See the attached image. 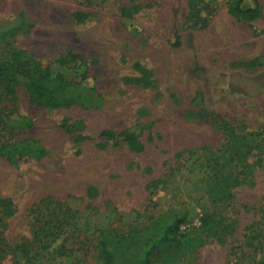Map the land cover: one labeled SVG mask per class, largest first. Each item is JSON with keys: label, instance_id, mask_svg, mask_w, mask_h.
<instances>
[{"label": "rangeland", "instance_id": "1", "mask_svg": "<svg viewBox=\"0 0 264 264\" xmlns=\"http://www.w3.org/2000/svg\"><path fill=\"white\" fill-rule=\"evenodd\" d=\"M229 2L0 0V21L22 11L33 23L0 52L23 48L53 70L77 54L87 70L69 107L34 105L23 84L13 102L0 101V143L11 156L0 157V197L12 210L0 215V243L38 244L35 214L49 219L61 202L77 221L61 227L64 247L39 252L37 264H99L96 234L106 229L115 264H133L150 219L182 213L184 243L164 246L151 264L264 257V0L253 19L230 14ZM125 133L144 149L132 150ZM27 142L45 153L32 156ZM134 230L130 243L116 235Z\"/></svg>", "mask_w": 264, "mask_h": 264}, {"label": "trees", "instance_id": "2", "mask_svg": "<svg viewBox=\"0 0 264 264\" xmlns=\"http://www.w3.org/2000/svg\"><path fill=\"white\" fill-rule=\"evenodd\" d=\"M227 10L234 16L253 19L260 15L261 5L258 3V0H230ZM123 13L127 14V11H123ZM32 27L33 23L31 19L20 11L14 20L0 21V42L5 40L4 38L6 37L29 33ZM174 45H179L177 38ZM72 57L81 58L77 54L61 56L58 61L63 70H53L49 64L44 65L35 55L23 48L13 46L4 48L0 52V101L13 102L18 85L23 84L28 101L34 105L46 106L52 109L73 105L77 101L75 86L87 77V70L85 68L80 70L78 68L81 65L80 62L77 64L76 59ZM69 62H73L74 65H68ZM76 69H79V71ZM6 107L7 105L0 107V120H2ZM102 135L109 139L116 136L112 130H104ZM123 137L132 150L142 151L144 149L143 143L133 134L125 133ZM7 144L6 142L0 143V157H11L5 152ZM14 144L10 145L13 146ZM24 150L34 157H39L45 153L42 146L29 142L24 146ZM235 177H237L236 174ZM229 179L230 175L228 174L222 177V186L219 189L222 197L229 194ZM10 204L9 198L0 197V215L11 213ZM209 216L203 215L202 217V227L208 231L212 229ZM74 217L75 214L71 215L64 203L56 202L53 205V212L49 219L35 214L38 226L34 230L33 236L39 243L26 244L21 242L10 245L7 242L5 244L1 239L0 259L6 253L10 256L11 264H37L39 252L43 250L53 251L56 248L62 249L64 247L63 242L59 243L60 237H65L68 231H63L61 227L64 224L71 225L72 222H76L77 219ZM185 217V213H182L172 221L160 217L154 220L153 218L150 219L148 226H151L152 230L148 231L143 241L140 242V253L133 260V264H151L154 254L164 246L175 241L183 244L184 241L181 238L183 236L178 233V227L185 221ZM110 232L111 230L107 229L98 230L96 234L95 247L99 264H115L113 244L110 243ZM137 232L138 230H134L132 232L128 231V233H117L116 235L120 237L122 242L130 243ZM249 264H264V257L254 260Z\"/></svg>", "mask_w": 264, "mask_h": 264}]
</instances>
